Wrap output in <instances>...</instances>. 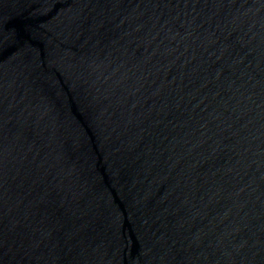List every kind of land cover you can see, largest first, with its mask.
Returning <instances> with one entry per match:
<instances>
[{"label":"water","instance_id":"water-1","mask_svg":"<svg viewBox=\"0 0 264 264\" xmlns=\"http://www.w3.org/2000/svg\"><path fill=\"white\" fill-rule=\"evenodd\" d=\"M0 264H264V0H0Z\"/></svg>","mask_w":264,"mask_h":264}]
</instances>
